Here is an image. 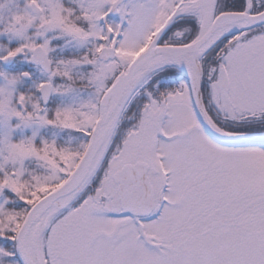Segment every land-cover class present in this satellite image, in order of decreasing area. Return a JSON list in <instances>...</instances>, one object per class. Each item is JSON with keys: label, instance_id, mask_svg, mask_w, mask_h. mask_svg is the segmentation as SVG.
Instances as JSON below:
<instances>
[{"label": "snow or ice", "instance_id": "snow-or-ice-1", "mask_svg": "<svg viewBox=\"0 0 264 264\" xmlns=\"http://www.w3.org/2000/svg\"><path fill=\"white\" fill-rule=\"evenodd\" d=\"M0 264H264V0H0Z\"/></svg>", "mask_w": 264, "mask_h": 264}]
</instances>
